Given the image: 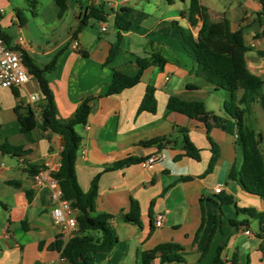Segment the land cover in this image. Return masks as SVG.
I'll return each instance as SVG.
<instances>
[{"label":"crops","instance_id":"1","mask_svg":"<svg viewBox=\"0 0 264 264\" xmlns=\"http://www.w3.org/2000/svg\"><path fill=\"white\" fill-rule=\"evenodd\" d=\"M182 1L184 9L173 10L170 7L175 6L174 1L168 4L165 0H68L65 12L59 16L53 0L30 17L17 11L13 18L15 35L7 32L5 10L0 7V30L9 47L24 48L38 68L55 58L46 78L57 120L70 119L81 100L92 97L86 124L75 128L80 137L76 180L87 192L99 175L94 210L111 217L109 228L118 239L110 253L95 255L98 264H211L219 247H222L221 264L232 261L264 264V234L259 231V221L237 211L255 209L264 213V199L243 192L229 179L231 167L241 163L234 138L218 129L210 131L209 135L222 132L212 137L220 149V157L213 172L202 176L210 158L205 128L189 119L191 124L186 130L180 118L185 116L168 110V101L173 97L178 103L202 102L207 111L224 115L226 97L220 102L221 90H215L195 75L191 59L168 24L177 21L191 28L186 17L189 0ZM199 3L207 9L206 26L223 15L232 30L242 28L249 47L245 55L247 69L264 83V56L259 54L264 51V39L256 38L264 31L261 0H220V3L199 0ZM88 7H102L107 13L106 22L88 19L79 28ZM116 15L130 22L127 31L117 30ZM101 25L106 27L104 32L100 31ZM202 25L198 22L191 28L194 36ZM118 33L121 35L118 54L110 64H105ZM74 41L78 43L76 49ZM154 53L166 59L162 69L150 66L134 87L107 95L113 70L134 76L136 59ZM148 86L154 88L155 113L138 110ZM2 90L9 91L11 98L9 115L0 122L1 138L11 145L22 144L30 152L20 158L0 152V264H70L60 260V252L48 247L60 235L50 216L52 202L48 190L38 188L33 175L26 171L28 165L40 168L45 162L57 171L64 141L49 130L36 129L29 135L32 138L29 142L20 132L17 106L22 115L31 109L40 121V94L33 76L20 87ZM31 96L39 99L32 101ZM254 110L259 111L262 120L250 122L248 118V123L264 145V114L258 103L253 105L252 113ZM180 129H185L188 140L201 150L199 162L183 156ZM196 130L205 131V135L199 133L204 136L201 148L191 139ZM161 137L166 140L160 147L149 145ZM155 152H161L164 158L150 168L134 164L109 169L117 161L128 157L145 159ZM187 176L193 180H180ZM17 183L20 187L15 186ZM218 185H222V190L215 194ZM131 200L139 204V225L124 220ZM158 214L163 217L160 227L155 225ZM245 230L251 235H246ZM73 255L80 264L79 252ZM170 257L178 260L170 262Z\"/></svg>","mask_w":264,"mask_h":264},{"label":"trees","instance_id":"2","mask_svg":"<svg viewBox=\"0 0 264 264\" xmlns=\"http://www.w3.org/2000/svg\"><path fill=\"white\" fill-rule=\"evenodd\" d=\"M67 1L55 0L59 9V16L65 12ZM165 1L168 4L173 3V0ZM261 5L264 12V0H261ZM206 10L204 6L200 5L199 0H189L188 11L186 12L189 26L195 28L198 22L203 23L196 36L193 35L191 28L183 27L177 21H170L168 24L177 34L180 45L191 59L195 75L213 86L215 90L226 93V99L223 103L224 115L220 116L207 111L202 102L178 103V100L173 97L168 101V110L183 115L205 128L210 158L202 176L212 173L219 160L220 149L209 137L211 130L218 129L234 138V147L240 151L242 156L240 165L234 164L231 167L229 179L235 182L243 192L264 199V154L260 145L262 142L258 139L257 131L248 123L255 103L259 104L264 114V94L262 92L264 83L259 76L252 74L247 69L245 55L249 51V47L244 42L242 28L232 30L228 19L223 15L219 17L218 21L206 26ZM106 17L107 13L102 7H88L79 23V28L85 25L88 19L103 23L106 22ZM114 24L119 31H127L130 26V22L121 15L115 16ZM256 38L264 39V31L259 32ZM120 42L121 35L118 33L105 64H110L115 59L120 48ZM259 54L264 56V51L259 52ZM54 62L55 58L44 67L38 68L25 54V66L31 76L35 78L39 88L41 116L40 121H38L31 109L27 114L22 115L19 112L20 107L17 106V121L21 134L29 142L32 140L29 135L36 129L49 130L61 136L64 141L60 152L59 169L52 173V176L61 188L63 199L69 202L73 210L78 232L66 243L62 240V236L58 235L55 241L48 246L49 249L60 252L61 257L70 264H77L73 255L75 251L79 252L80 264H98L95 261V255L110 253L117 245L118 239L109 228L111 217L107 214L96 213L94 210L99 175L94 177L87 192L80 188L76 180L75 164L80 137L75 128L78 125L86 124L91 110L92 97H84L70 119L57 120L53 96L46 78V74L51 71ZM165 63L166 59L160 54L154 53L148 57L136 59L137 73L134 76H127L113 70L107 95H116L134 87L140 82L141 76L147 68L157 66L162 69ZM13 94L18 97L14 89ZM156 106L154 88L148 86L138 110L139 112L155 113ZM180 133L183 134V156L199 162L201 150L188 140L185 129H180ZM165 140L166 137L157 138L149 142V145L160 147ZM23 147L22 144L11 145L5 139L3 140L0 129V152L3 155L20 158L30 152ZM143 161V158L128 157L113 163L109 169H122L134 164H141ZM38 170L39 168L33 165H28L26 169L31 175H35ZM180 180L183 182L192 181L193 177H182ZM15 186L20 187L18 183ZM237 211L252 219H257L260 223L259 231L264 234L263 212H258L255 209H237ZM124 220L128 223L140 224L137 201L131 200L130 210L124 216ZM258 236L262 235L259 234ZM221 250L222 247H219L211 264H221L219 259ZM173 260H178V257L168 258L170 262Z\"/></svg>","mask_w":264,"mask_h":264},{"label":"built area","instance_id":"3","mask_svg":"<svg viewBox=\"0 0 264 264\" xmlns=\"http://www.w3.org/2000/svg\"><path fill=\"white\" fill-rule=\"evenodd\" d=\"M105 30V25H101L100 31L104 32ZM19 44H22L20 40ZM251 46H253V44ZM73 47L75 49L78 48L77 41L73 42ZM25 54H27L26 50L22 47L16 49L9 47L0 30V90L20 87L31 78V74L28 72L24 63ZM38 99V96L30 97L32 101ZM163 158L164 155L161 152H155L146 157L141 165L143 168H150ZM54 172H56V170L52 168L48 162H45L42 167L39 168L38 172L33 175V179L38 188H45L48 190L52 202L50 211L51 219L59 228V234L66 243L76 235L78 226L69 202L63 199L61 188L57 180L52 176ZM221 190L222 185H218L214 189V193L219 194ZM162 218L161 214L156 216V227L161 226ZM245 234L251 235L248 230H245ZM60 260L62 262L66 261L63 257H61Z\"/></svg>","mask_w":264,"mask_h":264},{"label":"rangeland","instance_id":"4","mask_svg":"<svg viewBox=\"0 0 264 264\" xmlns=\"http://www.w3.org/2000/svg\"><path fill=\"white\" fill-rule=\"evenodd\" d=\"M53 0H0V7H2L5 10V14H4V26L5 28H8L9 31H7L10 35H15V30L13 28L14 22H13V18H14V14L17 11H20L21 13L25 14L27 17H30L31 13L35 14V11L38 10L40 11L41 9H45L47 8L51 2ZM134 1V0H133ZM153 1V0H152ZM175 3V6H171L170 9L176 10L177 7H180L181 9H184V5L181 3L183 2L182 0H173ZM216 2L220 3V0H216ZM197 32L195 31V34ZM262 92L264 94V85L262 87ZM220 94H218V100L220 102H222V100L224 99L223 97H226V93L224 91H220ZM10 94L9 91L7 90H0V104L2 106V112L0 113V122L2 118H6L9 115L8 112V105L10 102ZM225 101V100H224ZM180 117V116H179ZM181 119H183V127H185L186 130H188L191 121L186 118V117H180ZM250 122H256L261 121L262 120V115L259 113V111H255L252 113V115H250L249 117ZM199 133H203V135H205V131L204 130H196L194 132H192L191 134V139H193L197 146H199V148H201L202 144H204V136H200ZM222 135V132L220 131H214L213 135L210 134V138L212 139L213 136L215 135ZM175 137H179L178 134L175 135ZM181 140V138H179V141ZM203 140V142H202ZM181 142V141H180ZM261 150L264 154V145H261ZM242 158V156H241ZM13 159V158H12Z\"/></svg>","mask_w":264,"mask_h":264}]
</instances>
